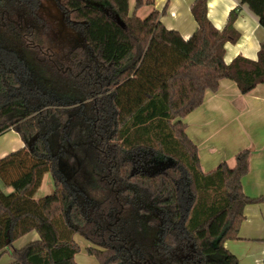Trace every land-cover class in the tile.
Listing matches in <instances>:
<instances>
[{
    "label": "trees",
    "instance_id": "trees-1",
    "mask_svg": "<svg viewBox=\"0 0 264 264\" xmlns=\"http://www.w3.org/2000/svg\"><path fill=\"white\" fill-rule=\"evenodd\" d=\"M40 1L0 0V136L15 130L25 142L0 156V253L8 249L15 264H78L79 235L99 264H239L225 241L239 239L247 205L264 203V193L243 188L251 150L205 173L183 119L223 78L242 93L264 82V41L257 60L225 62L241 7L220 30L208 0H194L197 27L185 39L159 10L137 15L153 0H135L134 12L130 0H62L80 41L60 47ZM242 3L264 27V0ZM38 58L52 85L30 81ZM73 149L87 179L103 182L89 187L92 200L78 199L58 176V157L72 161ZM165 161L174 165L144 169ZM47 173L54 189L37 197ZM33 230L39 239L13 247Z\"/></svg>",
    "mask_w": 264,
    "mask_h": 264
},
{
    "label": "crops",
    "instance_id": "crops-1",
    "mask_svg": "<svg viewBox=\"0 0 264 264\" xmlns=\"http://www.w3.org/2000/svg\"><path fill=\"white\" fill-rule=\"evenodd\" d=\"M193 2L153 0V3L142 6L136 13L138 15L139 11L144 10L147 16L151 11L159 10L163 24L168 29L179 31L187 39L197 27L191 12ZM134 3L135 0H130L132 12ZM238 6L241 8L234 27L239 32V38L236 42L225 44L224 58L227 64L239 55L257 60L264 41V27L259 17L242 0H208V18L222 30L227 25L230 12ZM183 121L188 136L197 145L200 166L205 173L215 170L224 161L234 166L235 155L250 149L249 173L243 178V188L253 197L264 193V82L248 93H242L235 81L223 78L218 89L207 90L201 106L188 113ZM24 146L25 142L15 130L0 136L1 157ZM46 176L49 178L51 173ZM45 177L39 193L45 185ZM39 238L37 231L33 230L15 240L13 247L20 249ZM224 245L238 257L239 264H264V203L246 206L239 239H229ZM78 254L76 260L78 264H83V260L77 258ZM0 264H15L8 249L0 253Z\"/></svg>",
    "mask_w": 264,
    "mask_h": 264
},
{
    "label": "flooded vegetation",
    "instance_id": "flooded-vegetation-1",
    "mask_svg": "<svg viewBox=\"0 0 264 264\" xmlns=\"http://www.w3.org/2000/svg\"><path fill=\"white\" fill-rule=\"evenodd\" d=\"M62 0H41L38 7V14L41 19L46 23L48 36L55 42L56 46L62 47L63 45L71 47L76 44L80 40L77 37L78 30L72 21H74L68 14V11L64 9L62 5ZM94 3V2H93ZM96 3V2H95ZM100 3V2H98ZM97 3V5H98ZM100 5V4H99ZM19 17L17 19H13L11 21H21ZM22 21H35L33 18L24 17ZM64 21V22H63ZM34 27V24H32ZM65 27V28H64ZM71 34L74 38L70 39L69 42L61 44L63 38L67 35ZM59 49V48H58ZM27 53L25 56L28 57V64H30V56ZM43 56H50L47 53H42ZM40 60L35 62L38 64L37 69L31 70V82L37 84L44 85H52L53 79L51 77V73H48L47 69L41 67L38 68L40 63L43 65L45 63L42 58H38ZM69 154L73 156V160L71 161L68 157L64 155H60L58 157V176L62 180L63 183H71L72 189L76 197L80 200L89 201L92 200L93 197L88 193L89 187L95 183L100 185L103 183L101 179L99 181L87 179V174L82 171V163L78 157L77 152L73 149L68 151ZM155 165H147L144 169L147 172L156 173V168L158 164ZM53 178V174L51 173ZM105 184V183H104Z\"/></svg>",
    "mask_w": 264,
    "mask_h": 264
},
{
    "label": "rangeland",
    "instance_id": "rangeland-1",
    "mask_svg": "<svg viewBox=\"0 0 264 264\" xmlns=\"http://www.w3.org/2000/svg\"><path fill=\"white\" fill-rule=\"evenodd\" d=\"M144 10L139 11V16L140 17H144L146 13L143 12ZM74 38L71 34H67L63 40L61 41V44L69 42L70 39ZM47 177V176H46ZM45 177V178H46ZM44 186L42 188V190L40 191V193L38 192V196H45L49 193H51L53 191L54 188V177L52 178V176H49V178L47 177L46 180L44 181ZM78 240L81 243V250L77 256L78 259H80V261L83 262V264H99L97 259L94 256H91L89 254V256L86 255V251H85V246L87 244V241L82 237L78 235ZM83 247V248H82Z\"/></svg>",
    "mask_w": 264,
    "mask_h": 264
},
{
    "label": "water",
    "instance_id": "water-1",
    "mask_svg": "<svg viewBox=\"0 0 264 264\" xmlns=\"http://www.w3.org/2000/svg\"><path fill=\"white\" fill-rule=\"evenodd\" d=\"M64 22V21H63ZM65 28V27H64ZM38 138V134H36V135H34L31 139H30V141L28 142V147L30 148V149H32L33 148V143L35 142V140ZM174 165V163L172 162V161H170V162H168V161H165V162H161V163H159L158 164V166H157V168H156V172H160V171H162V170H165L166 168H168V167H171V166H173Z\"/></svg>",
    "mask_w": 264,
    "mask_h": 264
}]
</instances>
